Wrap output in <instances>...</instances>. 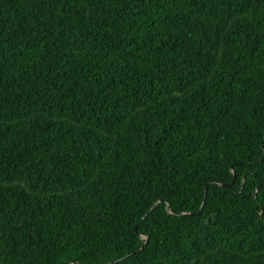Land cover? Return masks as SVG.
Returning <instances> with one entry per match:
<instances>
[{
    "label": "trees",
    "instance_id": "trees-1",
    "mask_svg": "<svg viewBox=\"0 0 264 264\" xmlns=\"http://www.w3.org/2000/svg\"><path fill=\"white\" fill-rule=\"evenodd\" d=\"M0 264H264V0H0Z\"/></svg>",
    "mask_w": 264,
    "mask_h": 264
},
{
    "label": "water",
    "instance_id": "water-1",
    "mask_svg": "<svg viewBox=\"0 0 264 264\" xmlns=\"http://www.w3.org/2000/svg\"><path fill=\"white\" fill-rule=\"evenodd\" d=\"M222 185H227V184H225V183H221Z\"/></svg>",
    "mask_w": 264,
    "mask_h": 264
}]
</instances>
